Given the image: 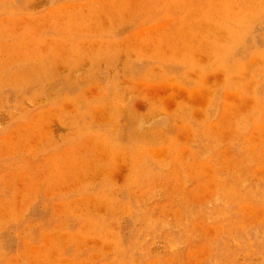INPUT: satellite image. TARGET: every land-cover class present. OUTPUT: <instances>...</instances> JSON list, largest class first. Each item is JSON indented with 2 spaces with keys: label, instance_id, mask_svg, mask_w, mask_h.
<instances>
[{
  "label": "rangeland",
  "instance_id": "rangeland-1",
  "mask_svg": "<svg viewBox=\"0 0 264 264\" xmlns=\"http://www.w3.org/2000/svg\"><path fill=\"white\" fill-rule=\"evenodd\" d=\"M0 264H264V0H0Z\"/></svg>",
  "mask_w": 264,
  "mask_h": 264
}]
</instances>
